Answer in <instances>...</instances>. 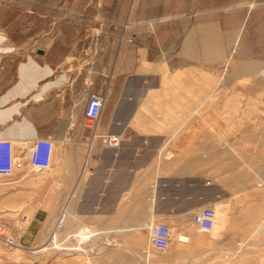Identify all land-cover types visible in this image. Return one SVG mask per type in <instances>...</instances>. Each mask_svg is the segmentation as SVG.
Returning <instances> with one entry per match:
<instances>
[{"label":"rangeland","instance_id":"obj_1","mask_svg":"<svg viewBox=\"0 0 264 264\" xmlns=\"http://www.w3.org/2000/svg\"><path fill=\"white\" fill-rule=\"evenodd\" d=\"M186 21L193 25L189 39ZM121 42L161 56L162 85L176 88L172 95L178 105L187 103L188 117L206 121L209 147L225 150L222 156L234 162L241 191L225 205L210 204L215 218L207 233L191 218L159 220L170 226L169 246L159 251L148 242V225L157 221L140 220L144 207H131L133 220L121 221L110 206L94 204L89 189L73 187L66 168L72 148L64 151L54 142L50 168L30 171L31 188L3 190L2 217L16 213L19 193L26 215L46 219L32 245H23L20 237V248L0 244V264H264V0H0L1 112L17 110L38 121L41 116L39 81L25 95L9 97L10 70L31 71L40 65V53L49 60L72 51L87 56ZM189 44L194 58L208 61L182 67ZM96 94L104 97V89ZM85 102L74 95L72 116H81ZM89 142L76 151L84 181ZM58 163L61 179L65 164L64 189L57 183ZM228 233L241 235L223 236Z\"/></svg>","mask_w":264,"mask_h":264},{"label":"crops","instance_id":"obj_2","mask_svg":"<svg viewBox=\"0 0 264 264\" xmlns=\"http://www.w3.org/2000/svg\"><path fill=\"white\" fill-rule=\"evenodd\" d=\"M183 28L185 38L189 39L192 23L186 21ZM191 45L180 57L182 67L192 66L197 59L204 63L209 59L194 58ZM39 56L40 65L36 64L31 71L21 66L8 72L14 80L9 82L7 95L23 96L39 81L40 119L18 116V111L12 109L5 116L0 110V138L13 141L16 151L17 143H31L40 137L50 138L58 145L62 143L64 151L71 152L72 148V162L66 168L73 174V187L78 191L89 189L94 204L110 206L112 215L116 214L121 221H132L131 207L140 206L144 207L142 221L173 222L191 218L197 209L216 200L225 205L241 191V174L234 162L228 161L227 154L222 156L225 150L210 149L206 121L188 117L187 103L178 105L172 95L171 89L176 88L162 85L159 54L121 42L112 50L88 51L87 56L73 51L55 60H49L43 53ZM128 57H134V61L130 62ZM166 69L170 75L169 63ZM102 88L103 116L100 115L96 129L99 134L93 135L84 127V109L80 117H74L70 104L74 95H80L84 102L90 93H101ZM100 134L118 136V145L106 147ZM97 140L99 143L93 144ZM88 141V173L84 181V168L76 151ZM219 157L221 161L217 160ZM65 172L63 164L61 179L58 163L57 183L63 189ZM29 174L30 170L25 168L12 177H0V206L6 190L31 188ZM16 196L17 208L12 210L16 213L11 219L0 214V220L13 230L19 228L21 243L29 246L35 242L46 215H26L23 195ZM78 200L74 204H80ZM4 210L0 209V213Z\"/></svg>","mask_w":264,"mask_h":264},{"label":"built area","instance_id":"obj_3","mask_svg":"<svg viewBox=\"0 0 264 264\" xmlns=\"http://www.w3.org/2000/svg\"><path fill=\"white\" fill-rule=\"evenodd\" d=\"M104 106V97L90 93L84 107V126L92 129L93 135L98 125ZM106 147H115L120 138L113 135H102ZM54 141L50 138H36L31 143L21 142V150L17 153L13 141L0 138V177H12L25 168L30 171L46 170L51 166ZM215 218V210L211 205L197 209L191 217L193 224L201 232L211 231ZM20 231L11 228L0 220V244L10 248H20ZM149 245L159 251H164L170 243V226L164 221L152 222L148 225Z\"/></svg>","mask_w":264,"mask_h":264},{"label":"bare ground","instance_id":"obj_4","mask_svg":"<svg viewBox=\"0 0 264 264\" xmlns=\"http://www.w3.org/2000/svg\"><path fill=\"white\" fill-rule=\"evenodd\" d=\"M112 135V134H111ZM86 232H88V231H86ZM102 249V248H101ZM97 250V249H96Z\"/></svg>","mask_w":264,"mask_h":264}]
</instances>
